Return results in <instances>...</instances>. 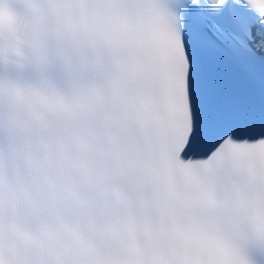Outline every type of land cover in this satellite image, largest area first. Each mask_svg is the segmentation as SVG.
Returning <instances> with one entry per match:
<instances>
[{
    "label": "snow or ice",
    "instance_id": "1",
    "mask_svg": "<svg viewBox=\"0 0 264 264\" xmlns=\"http://www.w3.org/2000/svg\"><path fill=\"white\" fill-rule=\"evenodd\" d=\"M0 264H264V0H0Z\"/></svg>",
    "mask_w": 264,
    "mask_h": 264
}]
</instances>
